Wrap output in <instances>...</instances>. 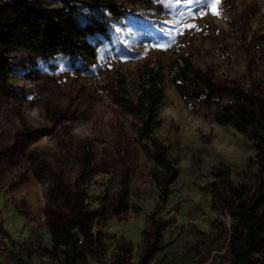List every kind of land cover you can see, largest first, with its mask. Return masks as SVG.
Returning a JSON list of instances; mask_svg holds the SVG:
<instances>
[{"label": "rangeland", "instance_id": "1", "mask_svg": "<svg viewBox=\"0 0 264 264\" xmlns=\"http://www.w3.org/2000/svg\"><path fill=\"white\" fill-rule=\"evenodd\" d=\"M115 4L122 16L96 6L77 12L108 30L87 70L64 55L20 50L0 84V264H62L51 226L70 215L65 197L82 191L104 233L87 264H253L240 256L237 206L239 195L251 203L260 194L257 142L218 123L202 87L177 73L187 58L217 82L262 93L264 0ZM146 64L164 76L161 126L148 140L141 115L115 101L116 91L140 95ZM155 140L177 161L170 185L153 160ZM255 259L264 264V241Z\"/></svg>", "mask_w": 264, "mask_h": 264}, {"label": "trees", "instance_id": "2", "mask_svg": "<svg viewBox=\"0 0 264 264\" xmlns=\"http://www.w3.org/2000/svg\"><path fill=\"white\" fill-rule=\"evenodd\" d=\"M62 6L50 7L40 0H13L10 8H0V84H6L15 71V54L20 50L42 56L64 55L76 68L87 70L98 55V36L107 33V25L77 17L81 7H99L103 12H118L115 0H60ZM105 21V20H104ZM141 93L134 99L125 93H115V101L132 113L141 115V139H151L161 126L159 108L164 99L161 87L163 74L146 64L141 73ZM177 78L188 79L194 90L202 87L210 106L215 108V118L220 124H229L236 130L249 133L255 139L257 160L263 171L260 194L251 203L239 195L237 210L246 232L245 246L240 256L256 264L255 254L262 250L264 241V91L251 95L234 83L217 82L210 72L191 65L183 58ZM121 81L120 87H123ZM184 85H181V88ZM227 98L229 102H227ZM154 162L164 171L166 185L178 175L177 161L169 148L155 140L152 146ZM86 165L90 160L85 157ZM88 196L84 191L66 196L70 215L51 226L52 253L62 264H87L98 241L102 240L101 222L90 211ZM254 202V203H253ZM154 247V245L152 246ZM237 248V247H234ZM236 250V249H235ZM120 259V257H119ZM115 264H120L118 261Z\"/></svg>", "mask_w": 264, "mask_h": 264}, {"label": "snow or ice", "instance_id": "3", "mask_svg": "<svg viewBox=\"0 0 264 264\" xmlns=\"http://www.w3.org/2000/svg\"><path fill=\"white\" fill-rule=\"evenodd\" d=\"M187 2H188L189 4H191V3H193V0H187ZM214 3H215V5H220V4H221V0H214ZM213 14H215V15H219V14H220V13H219V10L216 9V8H214V9H213ZM190 27H195V26L192 25V26H190Z\"/></svg>", "mask_w": 264, "mask_h": 264}]
</instances>
